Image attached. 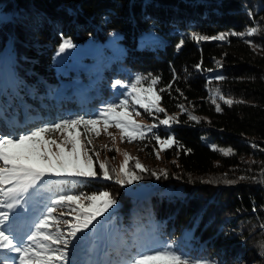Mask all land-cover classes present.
Segmentation results:
<instances>
[{"label": "trees", "instance_id": "obj_1", "mask_svg": "<svg viewBox=\"0 0 264 264\" xmlns=\"http://www.w3.org/2000/svg\"><path fill=\"white\" fill-rule=\"evenodd\" d=\"M252 27L258 31L251 37L231 35ZM221 32L227 34L224 41L191 38ZM108 34L124 47L119 57L85 71L54 70L52 55L61 37L101 41ZM0 52L10 58L13 72L10 84L0 89V132L87 118L125 98L124 86L113 87L117 80L128 87L140 76L145 88L158 76L157 91L171 84L160 92V106L179 122L145 130L143 140L131 142L151 154L157 148L153 133L177 141L159 152L162 168H131L142 177L133 182L145 185L141 193L104 179L70 186L75 193L108 191L118 202L104 220V239L91 236L85 252L75 255L77 264H105L133 235L175 241L190 259L211 264H264V0H0ZM216 75L224 79L217 81ZM61 78L92 79V92L78 96L79 86L61 85ZM217 90L243 102L228 105L216 96L222 109L217 112L212 103ZM135 107L140 124L165 118ZM219 144L232 154L224 155ZM162 170L167 177L151 174Z\"/></svg>", "mask_w": 264, "mask_h": 264}, {"label": "snow or ice", "instance_id": "obj_2", "mask_svg": "<svg viewBox=\"0 0 264 264\" xmlns=\"http://www.w3.org/2000/svg\"><path fill=\"white\" fill-rule=\"evenodd\" d=\"M257 31V28L252 27L246 32H233L231 35L251 37ZM191 38L198 43L205 40L224 41L227 34L221 32L207 36L192 33ZM245 42L250 45L252 43L251 40ZM183 43L181 40L177 47ZM72 47L74 45L71 40L64 38L58 46V54ZM217 64L219 65V61ZM196 68L199 69L200 64ZM208 71L211 72L212 69ZM142 79L137 76L135 82L128 86L130 100L125 98L118 103H108L87 118L77 115L58 122L44 123L24 133L0 132V264H77L75 255L82 237L92 228L100 226V218L109 213L118 202L108 191L75 193L70 186L82 179L114 180L122 186L142 179L129 167V160L132 158L127 153L119 168L109 169L107 163L102 161L97 171L93 155L90 154L94 149H88L82 143V134L89 136L94 133L99 136V126L102 123L105 131L110 126L120 129L121 139L126 138L131 143L134 140H143L146 136L145 130L152 132L159 125L170 126L179 122L175 116H168L165 108L160 106V92L170 89L171 84L157 91L154 86L159 82L158 76L153 77L146 88L139 86ZM214 79L220 81L224 77L216 75ZM121 83L117 80L113 87ZM216 96L228 105L243 102L225 98L217 90L212 98L217 112L222 109L216 103ZM137 105L149 115L165 113V118L159 120V124H140L133 118V113L140 115L135 107ZM178 107L182 112L187 111L183 104ZM189 116L191 120L199 122L195 115L189 113ZM56 132L63 134L61 142L45 138L47 134ZM108 135L111 136L112 133ZM153 138L159 145L157 158L160 151L177 143L172 135L162 138L153 133ZM91 143V139L86 140L87 145ZM52 145H55L56 150H53ZM68 145L71 147H67ZM220 151L224 155L232 154L230 148ZM95 155L98 157L99 153ZM135 168L140 172L147 171L138 159L135 161ZM151 174L157 179L161 175L168 176L166 170L159 174L153 171ZM50 177L60 179L52 181ZM52 184H55V189L50 187ZM57 206L65 208L66 211L57 214ZM63 216L69 219H61ZM114 252L115 258L105 264H211L204 259H190L175 241L161 242L155 238L145 240L137 235L129 240H122Z\"/></svg>", "mask_w": 264, "mask_h": 264}, {"label": "rangeland", "instance_id": "obj_3", "mask_svg": "<svg viewBox=\"0 0 264 264\" xmlns=\"http://www.w3.org/2000/svg\"><path fill=\"white\" fill-rule=\"evenodd\" d=\"M64 38L69 39V37H61L59 43L55 46L53 55H52L53 67H54V70L58 72V74L67 72L69 70L85 71L88 68L101 67L102 63L107 62L112 57H115V56L119 57L124 51L123 45L117 40H115V37L112 34H108L101 41L92 39L91 37H87L82 42L71 41L74 47L70 49H66L64 53L58 54V46ZM252 47L254 49L256 48L254 46ZM12 79H13V72H12V67L10 64V58L5 53L0 52V89H3L6 84H10ZM91 80L92 79H88V78H82V79L61 78L60 84L66 85L68 83H72V84L79 86V92L77 95L83 96L85 98L86 94H89L92 92V90L90 89L93 87L91 85ZM121 86H124L125 90L123 91L124 92L123 94H125V98H128L130 100L131 98L128 95L129 87H127L125 84H121ZM85 87L86 89H83ZM125 98H122V99H125ZM189 113H191L192 115H195L191 110L187 111L188 116H189ZM195 116L199 118V116L197 115ZM133 118L137 122H139L138 117L137 115H135V113H133ZM59 120L60 119H57L52 122H58ZM52 122H48V123H52ZM37 127H40V126H37ZM99 127H100L99 136H96L94 133L90 134L89 136H84L83 134L81 136L82 143H84L88 149H94V152H90V153H92V155L94 156V159L97 162V165H99V163L103 161L107 163L110 169L119 168V166L124 161L125 153H127L132 158L129 160V167L135 170H139L135 168V161L137 159L144 166L150 165L151 167L156 168V169L162 168L165 165V162H163L160 159V157L157 158L156 152L157 150H159L158 144L156 145L157 148L154 149V151L151 152V154L144 153L139 146L133 143H129L126 138L121 139L120 129L116 128L115 126H110L107 129V131L104 130L102 123ZM108 133H112V135L109 136ZM113 137H115V139H113ZM45 138L55 139L59 143L63 140V134L60 132L51 133V134H47ZM87 139H91L92 141L91 145L86 144ZM215 146L219 148L220 150L227 149V146L224 144H219ZM51 147L53 148V150H56L55 145H52ZM67 147H71V145H68ZM97 152L99 153L98 157L95 155V153ZM49 179L52 181H59L60 178L50 177ZM126 187L129 189V191L136 192L137 194H139L141 193V190H143L140 188L145 187V185H137V184L132 183L130 185H127ZM64 211H66L65 208H61L57 206V214L64 212ZM108 215L109 213H106L104 217L100 218L102 221V224L100 226L96 228H92L90 231L87 232L86 236L82 237L81 239L82 245L76 251V253H78L79 250L81 253L85 252L86 248L90 246L91 236L94 238H97L98 242L104 239L106 235L107 226H108V224H105L106 222L104 220ZM61 219H69V217L63 216L61 217ZM93 246H97V244Z\"/></svg>", "mask_w": 264, "mask_h": 264}]
</instances>
